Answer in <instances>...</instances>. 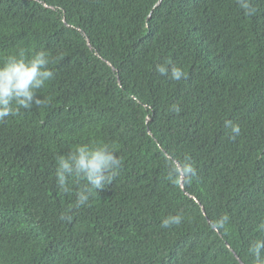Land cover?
<instances>
[{"label": "trees", "instance_id": "obj_1", "mask_svg": "<svg viewBox=\"0 0 264 264\" xmlns=\"http://www.w3.org/2000/svg\"><path fill=\"white\" fill-rule=\"evenodd\" d=\"M248 2L0 0V63L44 50L55 74L44 104L0 121V264H255L264 0ZM80 143L115 146L121 166L77 207L84 183L63 192L55 173Z\"/></svg>", "mask_w": 264, "mask_h": 264}, {"label": "clouds", "instance_id": "obj_2", "mask_svg": "<svg viewBox=\"0 0 264 264\" xmlns=\"http://www.w3.org/2000/svg\"><path fill=\"white\" fill-rule=\"evenodd\" d=\"M246 14L252 9L248 0H238ZM49 53L40 50L30 57L23 51L8 54L0 63V121L9 116H15L21 109H31L34 105L45 103L38 95L39 90L54 79L55 74L49 67L51 63ZM157 71L161 76L179 81L184 73L179 67L160 65ZM239 132V128L233 129ZM121 160L116 154L115 146L105 143H80L66 155L60 156L55 173L56 183L61 191H69V182H83L84 187L77 193L76 206L81 207L88 203L90 194L94 190L104 191L105 186L111 184L118 175ZM169 173L178 175L175 165L169 164ZM186 174L193 173L194 169L187 162H181ZM71 217H69L70 219ZM229 217L224 216L221 223H226ZM182 217L167 216L162 220L161 227L169 228L179 225ZM264 231V223L258 225ZM249 253L254 257L255 264H264V238L252 242Z\"/></svg>", "mask_w": 264, "mask_h": 264}, {"label": "water", "instance_id": "obj_3", "mask_svg": "<svg viewBox=\"0 0 264 264\" xmlns=\"http://www.w3.org/2000/svg\"><path fill=\"white\" fill-rule=\"evenodd\" d=\"M183 178H184V176H183ZM183 183V182H182ZM183 187H184V183H183ZM204 210V209H203ZM205 212V211H204ZM243 264V263H242Z\"/></svg>", "mask_w": 264, "mask_h": 264}]
</instances>
